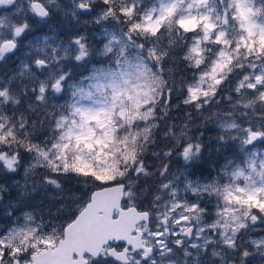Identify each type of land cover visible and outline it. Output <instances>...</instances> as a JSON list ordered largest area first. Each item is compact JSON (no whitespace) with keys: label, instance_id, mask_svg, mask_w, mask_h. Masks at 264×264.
Segmentation results:
<instances>
[{"label":"snow or ice","instance_id":"6c2138e0","mask_svg":"<svg viewBox=\"0 0 264 264\" xmlns=\"http://www.w3.org/2000/svg\"><path fill=\"white\" fill-rule=\"evenodd\" d=\"M0 264H264V0H0Z\"/></svg>","mask_w":264,"mask_h":264},{"label":"trees","instance_id":"16d2710c","mask_svg":"<svg viewBox=\"0 0 264 264\" xmlns=\"http://www.w3.org/2000/svg\"><path fill=\"white\" fill-rule=\"evenodd\" d=\"M38 27H45V26H38ZM38 27H37V28H38ZM34 33H35V34H40V32H34ZM21 58H23V52H22V49H21V51L17 54V56L13 58V60H14L16 63H18V62H19V59H21ZM192 134H193V135H196V134H197V132H196L195 129L192 130ZM212 135H215V133H214V132L206 133V136H212ZM208 165H209V162L206 161V162L204 163V165L202 166V169H201V170L204 171L205 174H206V172H207V170H208ZM16 178H17V176H16ZM64 184H65L66 189H68V190H73V189H75V188L77 187V186L73 183V181H71V180H65V181H64ZM53 194H54V195H57V193H55V192H53ZM37 198H44V200H45V204H46V205H50V206L52 207L53 211L55 210V207L61 202V201H59V200H57V201H49V200H47L46 195H45L44 193L39 194Z\"/></svg>","mask_w":264,"mask_h":264},{"label":"rangeland","instance_id":"374dc122","mask_svg":"<svg viewBox=\"0 0 264 264\" xmlns=\"http://www.w3.org/2000/svg\"><path fill=\"white\" fill-rule=\"evenodd\" d=\"M89 27H91V26H89ZM50 31L51 30L49 28H47V27H38V28L35 27L34 30H33V32L31 34H29L28 37H26L25 47L22 48L23 55H24V52L27 50V47L26 46H27V44H28L29 41H33V38H35V40H42L43 36L45 34L50 33ZM34 32H40V34H35ZM19 178L20 177L17 176L16 179H19Z\"/></svg>","mask_w":264,"mask_h":264}]
</instances>
